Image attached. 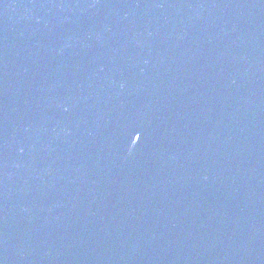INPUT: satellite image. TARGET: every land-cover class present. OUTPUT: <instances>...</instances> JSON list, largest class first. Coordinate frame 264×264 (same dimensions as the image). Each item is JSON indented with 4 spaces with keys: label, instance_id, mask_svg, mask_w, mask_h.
I'll use <instances>...</instances> for the list:
<instances>
[{
    "label": "water",
    "instance_id": "obj_1",
    "mask_svg": "<svg viewBox=\"0 0 264 264\" xmlns=\"http://www.w3.org/2000/svg\"><path fill=\"white\" fill-rule=\"evenodd\" d=\"M0 264H264V0H0Z\"/></svg>",
    "mask_w": 264,
    "mask_h": 264
},
{
    "label": "snow or ice",
    "instance_id": "obj_2",
    "mask_svg": "<svg viewBox=\"0 0 264 264\" xmlns=\"http://www.w3.org/2000/svg\"><path fill=\"white\" fill-rule=\"evenodd\" d=\"M137 139H139V137H137Z\"/></svg>",
    "mask_w": 264,
    "mask_h": 264
}]
</instances>
